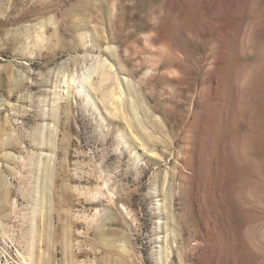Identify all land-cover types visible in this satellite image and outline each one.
Segmentation results:
<instances>
[{"label":"rangeland","instance_id":"obj_1","mask_svg":"<svg viewBox=\"0 0 264 264\" xmlns=\"http://www.w3.org/2000/svg\"><path fill=\"white\" fill-rule=\"evenodd\" d=\"M141 6L0 0V264H214L181 176L217 81Z\"/></svg>","mask_w":264,"mask_h":264},{"label":"clouds","instance_id":"obj_2","mask_svg":"<svg viewBox=\"0 0 264 264\" xmlns=\"http://www.w3.org/2000/svg\"><path fill=\"white\" fill-rule=\"evenodd\" d=\"M141 7L163 33V57L217 81V103L198 107L189 122L196 162L190 158L181 176L215 233L214 264H264V0H142Z\"/></svg>","mask_w":264,"mask_h":264}]
</instances>
